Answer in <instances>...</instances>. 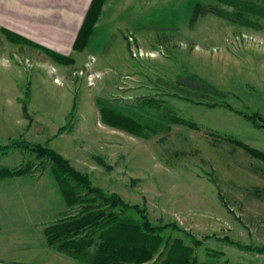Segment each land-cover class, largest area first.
<instances>
[{
    "label": "rangeland",
    "instance_id": "obj_1",
    "mask_svg": "<svg viewBox=\"0 0 264 264\" xmlns=\"http://www.w3.org/2000/svg\"><path fill=\"white\" fill-rule=\"evenodd\" d=\"M7 1L15 10L36 8ZM77 1L44 0L45 33L35 37L73 65L0 31V145L27 141L57 151L93 186L146 207L154 224L176 223L204 241L195 249L201 263L210 261V249L224 253L221 264H264V256L220 241L264 245V162L223 140L264 152V19L251 17L257 25L247 27L209 11L194 14L198 0H107L87 49L74 52L85 13ZM99 100L132 115L142 131L104 124ZM238 112L258 115L259 127ZM176 117L198 129L172 123ZM3 151L0 167L33 168L0 180V202L27 206L7 212L21 217L5 222L0 258L91 264L90 255L48 241V227L81 209L67 207L49 161L18 147Z\"/></svg>",
    "mask_w": 264,
    "mask_h": 264
},
{
    "label": "trees",
    "instance_id": "obj_2",
    "mask_svg": "<svg viewBox=\"0 0 264 264\" xmlns=\"http://www.w3.org/2000/svg\"><path fill=\"white\" fill-rule=\"evenodd\" d=\"M106 1H91L73 44L74 52H83L87 49ZM203 1L207 0L195 1L194 14L209 11L232 21L236 20L247 27L257 25L251 17L264 19V0H208L229 6L233 9L231 13L218 7H205ZM6 34L11 36V42L24 43L38 49L59 65L69 66L75 62L71 56L56 53L15 34ZM99 103L101 119L107 126L130 133L142 131L140 126L137 128L132 115H127L108 102L104 104L102 100H99ZM157 108L160 109L159 106ZM227 109L233 111L229 106ZM238 114L252 122L254 127H259L258 115H247L241 112ZM171 122L198 129L196 123L183 118L176 117ZM223 140L242 149L252 158L264 162V152L251 148L232 137H226ZM17 147L29 151L39 160L49 161L47 163L50 164V171L67 207L74 208L81 205L78 215L62 218L46 229L49 243L57 245L61 251L69 250L71 253L75 249L79 255L84 252L88 257L90 255L91 264H221L224 253L206 249L210 261L201 263L195 249L203 247L204 241L176 223L154 224L146 207L131 205L120 196L109 195L103 189L93 186L87 175L76 171L65 157L48 146L22 141L8 146L0 145V150L5 152ZM99 163L104 165L102 161ZM32 168V163L16 171L0 167V179L27 175ZM211 239L215 238L207 237L205 241ZM220 241L235 247L240 252L264 256V245H247L228 237ZM89 249L93 251L89 252Z\"/></svg>",
    "mask_w": 264,
    "mask_h": 264
},
{
    "label": "crops",
    "instance_id": "obj_3",
    "mask_svg": "<svg viewBox=\"0 0 264 264\" xmlns=\"http://www.w3.org/2000/svg\"><path fill=\"white\" fill-rule=\"evenodd\" d=\"M21 1V0H20ZM22 1H26L29 5L33 2V4L36 5L35 10L28 11V10H23L21 7L19 8H14L13 6V2L11 4H8V1L5 0L4 1V12L7 14L9 13L11 17H7L8 15H4L3 18H0V25H1V29L0 31L2 33H11V34H15L17 36H20L22 38H25L33 43L39 44L41 46H44L43 44H41L40 40L36 39L35 37L38 36V32L42 31V33H45V11L43 10L41 12L40 10V6L41 4L44 2V0H22ZM86 0H79V2L77 1V3H75V6H77L79 9L81 8L83 11L85 10V13L82 17L81 20V25L82 22L86 16V13L88 11V8L90 6V3L92 0L89 1L88 5H86ZM108 3V2H107ZM106 3V4H107ZM7 4V5H6ZM1 10V9H0ZM16 12V15H15ZM13 16V18H12ZM15 18V19H14ZM25 19V20H24ZM33 20V23H30V21ZM78 25V29L76 31V34L74 35L72 42L74 44L76 36L80 30V27ZM43 39V38H42ZM55 46V45H53ZM53 46H44L56 53L65 55L64 52H61L59 49L53 47ZM61 46V45H59ZM63 47V46H62ZM73 48V47H72ZM66 56V55H65ZM4 153V152H2ZM9 179V178H7ZM5 179H0V180H7ZM14 179V178H11ZM25 206L22 203H11V204H7V203H3L0 202V234L2 235V237L5 239L6 236V232H5V222L8 221V219H12V218H17V217H21L19 215H15V214H8V211H18V210H22L24 209ZM0 242H2L0 240ZM3 243V242H2ZM4 253V252H3ZM6 254V253H4ZM2 261H0V264H30L29 262L27 263H13L12 259L11 261H5V258H0ZM9 260V259H8Z\"/></svg>",
    "mask_w": 264,
    "mask_h": 264
},
{
    "label": "water",
    "instance_id": "obj_4",
    "mask_svg": "<svg viewBox=\"0 0 264 264\" xmlns=\"http://www.w3.org/2000/svg\"><path fill=\"white\" fill-rule=\"evenodd\" d=\"M264 127V126H263Z\"/></svg>",
    "mask_w": 264,
    "mask_h": 264
}]
</instances>
